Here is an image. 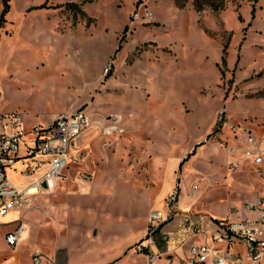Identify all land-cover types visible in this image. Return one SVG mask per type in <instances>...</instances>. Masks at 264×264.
Here are the masks:
<instances>
[{"label":"crops","instance_id":"1","mask_svg":"<svg viewBox=\"0 0 264 264\" xmlns=\"http://www.w3.org/2000/svg\"><path fill=\"white\" fill-rule=\"evenodd\" d=\"M63 1L81 3V0ZM92 1L93 9L101 12V25L112 30L109 39L112 41L110 50L113 53L110 54L105 47L109 45L107 40L105 43L90 42L91 48L86 49L83 33L75 32L71 38L69 33L61 35L62 32L58 31L52 33L53 51L45 60L55 69L60 66L59 69L64 70L66 66H70L78 73L80 81L88 74L93 81L87 84L89 86L99 84L109 88L110 93L98 94L83 111L100 119L120 115L123 133L103 136L100 129H96L82 137L79 145L84 150V158L69 165L54 188L47 191H56V196L65 201L69 216H86L87 233L95 230L98 231V237L100 234L104 237L103 240L94 236L93 244L84 242L79 246L81 256L90 250L101 254L102 251L98 252L101 249L107 251V248H113L117 242L125 240V246L129 248L146 234L147 217L151 211L150 208L145 212L137 227L135 222L123 219L135 213L138 200L145 199L149 202L151 198L158 197V206L152 210L163 211L165 198L175 183L179 182L181 189H187L186 201L189 202L198 188L191 193L190 186L199 179L204 184L205 192L220 195V200L223 199L226 204V214L214 215L201 207L195 208L197 204H194L193 199L187 203L180 195L178 216L161 229L169 236L168 249L179 253L178 245L189 234L185 231L184 237H180L183 230L180 216L187 214L191 217L192 224L203 227L229 216L231 211L238 209L247 200L264 198V153L262 164L253 166L248 161H242L239 155L229 153L225 145L231 141L227 131L229 124L248 126L255 135L257 131L264 133V97L253 102L241 95L234 98L226 90L217 92L214 97L215 68L220 65L223 48L198 28V19L206 16V13L195 11L191 3L177 6L173 0H148L147 6L152 9L153 17L146 19L147 23L144 25H133L131 33L127 32L128 35L124 37V42L116 38L115 42L112 39L114 33L130 27L128 17L132 7L117 10L116 4H122L123 0ZM127 2L130 1L126 0ZM244 26L245 22H242L236 33L233 31L236 40L231 59L228 52L230 43L227 47L224 64L227 72L233 70L238 62L243 66L253 63L259 67L262 64L258 52H251V44L256 43V39L251 40L250 36L244 35ZM75 57H79L78 61ZM86 57L92 58L89 69L86 67ZM110 57L112 66L109 76L104 79L102 71ZM239 82L240 77L233 86L239 88ZM203 89L205 95L201 94ZM216 108L218 109L215 111ZM219 109H223L225 115L219 144L221 149L218 151L212 146L214 165L193 173L190 167L194 160H201L202 149L201 152L197 151L195 157L194 151L203 146L205 141L200 143L199 140L207 138L211 132ZM249 118L253 122H248L256 130L248 124ZM258 125H262L260 130L257 129ZM143 136L150 141L148 138L144 140ZM134 148L162 153L192 150V154L189 153L182 160L172 159L168 164L164 160H158L141 170L143 163L128 156L129 151ZM211 153L209 151L207 154ZM191 156L193 161L189 162L181 178H176L175 170ZM230 164L237 167L229 171ZM246 168L250 169L249 172ZM259 173L263 175L260 176ZM205 178L210 179L207 181L211 186L204 181ZM148 182L155 186L147 188L141 185ZM215 183L227 187L214 189ZM25 209L17 211L18 214H22ZM95 223H100L101 226L94 229ZM87 239L85 235L84 241ZM106 254L110 256L109 251ZM141 256L145 257L143 254ZM136 259L128 255L119 264H133ZM78 261L91 262L81 259Z\"/></svg>","mask_w":264,"mask_h":264},{"label":"rangeland","instance_id":"2","mask_svg":"<svg viewBox=\"0 0 264 264\" xmlns=\"http://www.w3.org/2000/svg\"><path fill=\"white\" fill-rule=\"evenodd\" d=\"M123 1L122 4L118 2L116 8L117 10L121 8L127 10L129 6L132 7V12L128 17L130 27L114 33L112 39L115 42V38L124 42V37L128 35L127 32L131 33L133 25L147 23V20L142 18L145 12H148L147 17L149 19L153 17L152 9L147 6L148 0H129V3H126V0ZM173 1L177 6H183L185 3L192 4L190 0ZM221 3H223V8L218 12H213L210 8L201 10L206 13V16H200L197 23L198 28L218 42L222 48L228 47L230 43L228 52L229 59H231L236 40L233 31L236 33L239 24L245 22L244 35L250 36L251 40L256 39V43L251 44V52H258L257 54L262 58V64L259 67L253 63H247L246 66H243L238 62L233 70L227 72L225 62L224 64L220 62L218 68H215L214 97L217 92L226 90L234 98L241 95L247 100L257 102L264 97V90L262 89L264 88V0H257L254 3V18L251 17V0H222ZM8 5V12L4 16L5 22L0 27V114L17 112L23 118V129L27 131L35 124L47 126L59 113L65 114L84 110L98 94L110 93L109 88L101 87L99 84L96 86L87 85L93 82L88 74L83 81H80L77 77L78 73L72 70L70 66H66L64 70L59 69L60 66L55 69L45 60L53 51L52 33L58 31L62 32L61 35L69 33L71 38L75 32L83 33L82 37L86 41V49L91 48L89 47L90 42L105 43L107 40L109 45L105 47L110 54L113 53L110 50L112 41L109 39L112 30L110 28L105 29L101 25V12L93 9L92 0H81L80 4L65 3L63 0H10ZM2 8V0H0V13ZM107 12L105 11V13ZM134 14H136L135 17ZM57 19L60 21H56ZM71 57L72 55L69 58ZM78 58L75 57L74 59L78 61ZM86 60L88 62L86 67L89 69L91 68L89 61L92 58L86 57ZM110 60H112L111 57L108 62H111ZM102 75L106 79L109 73L105 75L102 71ZM239 77L238 85L240 86L239 88L234 87L233 83ZM201 94L205 95V89L201 91ZM220 107L221 105L218 106V108ZM248 121L253 122L250 118L247 119ZM249 122L248 124H250ZM251 127L256 130L254 126L251 125ZM261 128L262 125H258L257 129L260 130ZM227 131L230 132L229 128ZM221 134V129L214 125L209 133L210 136L202 137L199 140L200 143L205 142H203V146L195 149L194 157L197 151L201 152L202 149L201 160H194L190 167L191 172L197 173V170H202L203 167L209 168L214 165L211 147H216L218 151L221 149L219 147ZM29 136L30 134L26 135V139ZM256 136L263 138L264 133L257 131ZM146 138L148 137L143 136L144 140ZM148 141H150L149 138ZM240 142H243V139ZM231 145L235 146V142ZM191 151L162 153L140 151L138 148H134L129 151L128 156H131L134 161L140 160L144 165L141 170H144L148 165L156 163L158 160H164L166 164L172 159L179 158L182 160ZM209 151L211 154H207ZM19 153L25 154V146L22 144L19 146ZM190 161H193L192 156L175 170L176 178H181ZM24 167V164L18 163L6 171L9 181L19 189L29 186L44 171L39 169L33 176L27 178L23 174H19ZM246 170L249 172L250 169L246 168ZM208 179L205 178L204 181ZM141 185L147 188L155 186L151 182ZM192 185L198 187L191 197L194 204H197L195 208L201 207L214 215L226 214V204L223 199L220 200V195L205 192L204 184L199 179L194 181ZM208 186L211 185L208 183ZM213 186H215L214 189L218 190L227 187H222L219 183H215ZM187 193L186 188L181 189V197L185 201ZM191 199L189 202L192 201ZM158 203V197L151 198L149 202L140 199L136 202L135 213L125 216L123 219L128 218L135 222L137 227L143 220L145 212L150 208L151 210L156 209ZM67 208L68 205L65 201L63 202L56 196V191H41L32 199L30 206L22 214L17 212L13 216L11 213L4 219H0V222L4 223L0 226V264H32L31 258L34 255L41 257L40 264H119L128 255L137 258L133 264H150L141 254H134L135 245L144 243L145 234L142 239L133 243L129 248L125 246L126 240L117 242L113 248H107L110 256L106 254L105 249L98 251H102L101 254L90 250L80 256L79 246H82L84 242L93 244L94 236L103 240L104 237L101 234L98 237V231L95 230H90L87 233L86 216L84 214L69 216ZM99 224L95 223L94 229L101 226ZM19 226H25L26 236L21 237L20 244L10 248L5 244L4 234ZM184 234L185 231L182 230L180 237L183 238ZM85 235L88 238L86 241H84ZM176 254L181 256V251ZM79 259L91 262L80 263ZM155 264H161V261Z\"/></svg>","mask_w":264,"mask_h":264},{"label":"built area","instance_id":"3","mask_svg":"<svg viewBox=\"0 0 264 264\" xmlns=\"http://www.w3.org/2000/svg\"><path fill=\"white\" fill-rule=\"evenodd\" d=\"M147 14L145 12L142 18L149 19ZM111 66L112 62H108L103 74H108ZM22 119L17 112L0 114V219L30 206L32 198L39 192L53 189L65 169L84 158L79 140L86 134L96 129H100L103 136L123 133L120 115L100 119L83 110L59 113L47 126L35 124L27 131L23 129ZM215 125L218 129L224 127L223 109L216 112ZM228 128L235 146L225 143L227 151L239 155L242 161L260 166L264 138L257 137L243 124H229ZM21 144L25 146L23 155L19 153ZM18 163L25 165L19 174L27 178L39 169L44 171L29 186L19 189L6 175V171ZM236 167L230 164L228 170L233 171ZM31 188L35 191L31 192ZM195 189L192 185L191 193ZM180 195L181 184L177 182L165 198L164 210L148 213L145 240L135 245V253L143 254L150 264L160 261L161 264H264V198L247 200L229 216L203 227L192 224L187 214L180 216L182 229L189 233L178 245L180 256L175 250L168 249L169 236L161 230L178 216ZM2 224L0 222V226ZM21 228L4 234L8 247L14 248L21 243ZM40 258L39 255L32 256V264H40Z\"/></svg>","mask_w":264,"mask_h":264},{"label":"trees","instance_id":"4","mask_svg":"<svg viewBox=\"0 0 264 264\" xmlns=\"http://www.w3.org/2000/svg\"><path fill=\"white\" fill-rule=\"evenodd\" d=\"M9 1L10 0H2V7L3 8H2L1 13H0V27L5 22L4 16L8 12V9H9L8 2ZM190 1H192V5H193L195 11H197V12H200L201 10H203L205 8H210L213 12H218L219 10H221L223 8V3H221L222 0H190ZM251 1H252L251 17L254 18V14H255L254 3L257 0H251ZM124 30H126V29H124ZM226 50H227V47L224 46L222 49V57H221V62L223 64L225 62L224 59L226 56ZM209 136L210 135H208L207 137H209ZM183 162H184V160H183Z\"/></svg>","mask_w":264,"mask_h":264},{"label":"bare ground","instance_id":"5","mask_svg":"<svg viewBox=\"0 0 264 264\" xmlns=\"http://www.w3.org/2000/svg\"><path fill=\"white\" fill-rule=\"evenodd\" d=\"M34 191H35V189H34V188H31V192H34ZM10 214H11V213H10ZM12 214H13V216H14L15 214H17V211L12 212ZM14 219L16 220L15 217H14ZM15 220H14V221H15ZM20 236H21L22 238H24V237L26 236V229H25V226H23V227L21 228Z\"/></svg>","mask_w":264,"mask_h":264}]
</instances>
